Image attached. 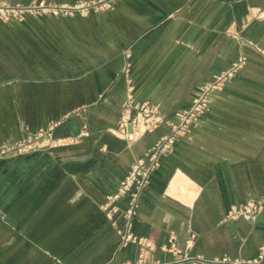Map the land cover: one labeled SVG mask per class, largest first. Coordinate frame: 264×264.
Returning a JSON list of instances; mask_svg holds the SVG:
<instances>
[{
    "label": "crops",
    "instance_id": "0c3cea01",
    "mask_svg": "<svg viewBox=\"0 0 264 264\" xmlns=\"http://www.w3.org/2000/svg\"><path fill=\"white\" fill-rule=\"evenodd\" d=\"M83 0H0L74 3ZM240 55L245 62L196 124L161 156L132 230L154 248L120 245L100 204L167 130L115 135L122 104L166 117ZM58 124L55 137L0 157V264H137L183 255L255 257L264 243V0H111L86 14L0 20V146ZM263 199L252 220L225 218ZM125 198L119 200L124 205ZM173 235L176 252L160 248ZM175 264V263H172ZM264 264V260L260 263Z\"/></svg>",
    "mask_w": 264,
    "mask_h": 264
},
{
    "label": "built area",
    "instance_id": "2783aa9c",
    "mask_svg": "<svg viewBox=\"0 0 264 264\" xmlns=\"http://www.w3.org/2000/svg\"><path fill=\"white\" fill-rule=\"evenodd\" d=\"M111 0H83L74 3H8L0 2V20H21L26 15L40 16L50 14L64 16L73 14H86L90 10H101L110 5ZM245 62V56L240 55L226 68L218 72L212 79L200 86L199 93L195 95L190 104L177 109L172 117H166L156 103L136 101L131 94L125 98L116 127L110 129L112 133L127 141H134L145 133L166 124L167 130L139 157L130 164L128 171L119 180L115 190L106 195L100 207L114 227L120 238V245L135 243L141 252L154 248L151 239L136 235L133 230V218L138 212L139 198L142 190L149 182L151 173L159 166L161 156L169 153L175 141L188 133L196 124L198 117L210 105L211 92L221 87L234 77ZM58 120L51 121L46 128L27 134L9 145L0 146V157L27 152L38 147L45 140V145H62L73 143L82 136L89 134L87 123L84 122L79 131L72 136L55 137L52 134ZM125 198L124 205L119 200ZM263 205V199H248L243 203L232 205L224 217L235 219L243 217L252 220ZM161 249L176 252V243L173 235L168 238L167 244L160 245ZM264 260V243L260 246L258 254L250 259L230 258L226 255L215 259H207L200 255H183L174 261H155L145 263L142 257L137 264H260Z\"/></svg>",
    "mask_w": 264,
    "mask_h": 264
},
{
    "label": "rangeland",
    "instance_id": "374dc122",
    "mask_svg": "<svg viewBox=\"0 0 264 264\" xmlns=\"http://www.w3.org/2000/svg\"><path fill=\"white\" fill-rule=\"evenodd\" d=\"M13 20V19H12ZM1 21H4V20H1ZM9 21H11V20H5L4 22H9Z\"/></svg>",
    "mask_w": 264,
    "mask_h": 264
}]
</instances>
